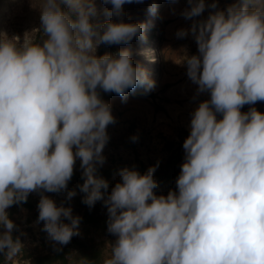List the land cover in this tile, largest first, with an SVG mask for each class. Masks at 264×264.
Here are the masks:
<instances>
[{
    "label": "clouds",
    "instance_id": "9594fccd",
    "mask_svg": "<svg viewBox=\"0 0 264 264\" xmlns=\"http://www.w3.org/2000/svg\"><path fill=\"white\" fill-rule=\"evenodd\" d=\"M133 2L143 0H101L102 9L96 0H34L39 29L22 41L0 33L2 264H32L17 259L23 244L7 211L32 192L40 193L37 223L56 251L80 234L72 208L44 195L67 189L77 159L82 203L103 201L115 237L99 264H264V112L241 111L264 101V0H232L224 8L218 0H187L180 11L192 23L177 37L191 34L197 45L182 63L196 93L209 99L190 114L176 187L166 195L154 191L159 162L143 174L119 169L110 192L96 174L106 159L107 127L116 122L101 90L126 103L128 90L140 86L146 94L156 83L130 47L97 55L101 44L144 39L143 22L122 18ZM157 10L152 0L147 12ZM75 195L67 191V199Z\"/></svg>",
    "mask_w": 264,
    "mask_h": 264
},
{
    "label": "rangeland",
    "instance_id": "374dc122",
    "mask_svg": "<svg viewBox=\"0 0 264 264\" xmlns=\"http://www.w3.org/2000/svg\"><path fill=\"white\" fill-rule=\"evenodd\" d=\"M33 2L34 0H3L0 5V33H7L9 37L19 36L22 41L26 32L37 29L40 26L39 11L31 6ZM96 3L98 9L104 7L101 0H96ZM206 3H211V0H206ZM230 3L232 0H218L220 8ZM186 6L187 0H179L176 5H171L169 0H160L157 14L147 13L145 16L143 40L134 38L129 45H115L116 50L130 47L134 62H140L156 83L149 98L128 95V101L121 103V97L113 93L102 97L111 104L116 122L107 127L109 140L102 151L106 159L101 166L129 163L135 157L145 163L162 159L164 139L176 140L181 130L189 132L191 112L201 101L209 99L206 92L196 93L197 85L187 77L186 66L182 63L185 55L197 53V45L191 34L183 38L176 35L179 29L191 26L192 21L180 15V11ZM173 8L175 12L172 11ZM209 11L211 9L206 8L202 16L206 17ZM122 18L126 21L125 13ZM97 19L103 21L106 17L101 12ZM149 36H153L150 41ZM133 135H138L135 142L130 139ZM74 171L83 176L79 159L76 160ZM119 178V174L115 176V180ZM61 194L62 192L44 193L55 201ZM31 195L39 202V192H32ZM42 231L43 224L39 225L37 222L22 227L19 235L23 248L38 245Z\"/></svg>",
    "mask_w": 264,
    "mask_h": 264
},
{
    "label": "trees",
    "instance_id": "16d2710c",
    "mask_svg": "<svg viewBox=\"0 0 264 264\" xmlns=\"http://www.w3.org/2000/svg\"><path fill=\"white\" fill-rule=\"evenodd\" d=\"M3 0H0V5ZM160 0H156L158 4ZM152 0H143V3H130L123 6L126 16V22H143L147 12V6ZM38 26L37 29H39ZM36 38H40V33H36ZM153 36H149L148 41ZM116 51L115 44L106 45L101 44L97 49V55L104 53H111ZM140 64V62H137ZM109 93V94H108ZM105 93L101 90V97L110 95L111 92ZM115 94V93H113ZM117 95V94H115ZM128 95L131 97H146L152 96L151 92L144 93L142 87L137 86L135 89L128 90ZM111 97V96H107ZM256 107L258 111L264 112V101H258L255 105H244L241 111H247L249 107ZM189 132L181 130L176 140L164 139L162 152L164 157L158 161L143 162L135 157L132 162L120 163L103 167L97 166V175L101 176L108 182V192L115 183V176L119 174V169L123 167H135L141 174L145 173L150 166L157 165L156 171L153 173V178L158 183V188L154 191L159 194H167L170 189H175V180L180 172V165L183 162V141L188 136ZM84 182V177L80 176L78 172L73 171L72 178L68 182L67 189L62 191L61 196L57 199V205L63 203L65 207L72 208L73 216H79L80 222L78 225L79 235L72 237L71 241L59 246L60 250L56 251L52 247V242L48 239L45 231L40 233L39 244L34 248H23L22 254L18 260L30 259L32 264H99L102 256L109 253V246L115 240L114 236L107 231L108 212L107 207L103 201H97L94 206L89 208L86 204L82 203V198L85 195L80 191V185ZM75 190L76 195L70 200L67 199V191ZM102 191H104L102 189ZM38 202L33 199L31 193L28 195L26 202L14 204L7 209L10 219L16 225L13 230V237H19V231L22 227H28L32 222H37L38 217ZM67 223L68 221L65 220ZM42 225L43 222H39ZM28 229V228H27ZM3 257L0 256V264H2Z\"/></svg>",
    "mask_w": 264,
    "mask_h": 264
}]
</instances>
